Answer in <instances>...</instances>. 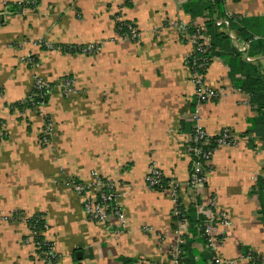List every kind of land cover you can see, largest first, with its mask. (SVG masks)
Instances as JSON below:
<instances>
[{"label": "crops", "instance_id": "1", "mask_svg": "<svg viewBox=\"0 0 264 264\" xmlns=\"http://www.w3.org/2000/svg\"><path fill=\"white\" fill-rule=\"evenodd\" d=\"M34 1L35 8L21 15L9 5L22 0H0V264L36 259L26 222L6 219L14 212L26 219L44 216V239L58 256L54 264H123L122 258L178 264L170 257L180 240L171 217L174 201L169 192L147 185L153 163L164 178L184 185L183 206L196 203L198 213L213 208L228 214L229 226L214 229L224 235L214 249L218 257L249 264L240 252L245 245L264 264V223L251 194L256 181H264V143L248 132L256 117L249 95L234 88L227 63L217 57L204 78L220 94L195 111L209 135L228 129L236 143L215 150L203 186H187L195 87L186 64L191 45L178 26H202L205 15L185 12L189 0ZM224 10L245 20L255 39H264V0H224ZM115 16L135 26L136 40L116 34ZM51 44L98 49L63 53L46 48ZM27 54L37 58L36 66L22 60ZM64 77L75 81L73 96L57 87ZM36 78L56 84L47 102L39 110H11L27 98ZM46 117L53 136L41 146ZM94 175L113 182L123 226L112 215L106 222L89 220L66 182L91 183ZM193 246L203 249L200 242Z\"/></svg>", "mask_w": 264, "mask_h": 264}, {"label": "built area", "instance_id": "2", "mask_svg": "<svg viewBox=\"0 0 264 264\" xmlns=\"http://www.w3.org/2000/svg\"><path fill=\"white\" fill-rule=\"evenodd\" d=\"M32 3H34L32 0L26 1V4H32ZM33 8L24 7L21 13H25L26 9H33ZM116 21L119 23V22H123L124 20L123 18L119 17V19L118 20L116 19ZM215 24L218 26L220 31L226 32L227 36L233 41L238 51H240L243 54L244 59L247 61H251L252 58L247 55L248 43L242 40H238L236 36L233 35L229 27V20L227 18L224 19L218 18ZM124 26L126 28V31L120 34L121 36L119 37L124 39L136 40L138 38V32L135 26L130 22L124 24ZM178 29L180 30V35L183 41H186L191 45V52L188 54L186 58V64L190 71V79L195 87V92H194L195 107L193 114L190 116L193 122L192 132L190 134L189 140L186 145V152L190 158L193 167L187 179V186H189L190 189L196 191L206 183V176H207L206 173L210 169V162L212 160L215 150L219 146L234 145L236 143V139L228 129L223 130L222 132H220L215 136L209 135L199 123L198 114L195 111L198 105L202 103H206L208 101H212L216 99L220 94V90L218 89L214 90L206 84L204 75L205 72L207 71L208 63L206 60L204 59L201 60L196 55L197 52H203L208 47H210V37L206 33L205 27L203 25L196 26L195 31L192 33L188 32V26L180 25L178 26ZM57 46L58 45L56 44L55 45L51 44L48 45L46 48L56 49L60 51V49ZM97 49L98 47L95 45H86L83 46L82 52L86 54H92L95 53ZM22 60L26 64H30L32 66H36L37 64L36 58L32 54H27L22 58ZM57 86H59L62 89L63 91L62 94L66 97L72 96L76 93L75 81L73 78L64 77L58 82ZM54 87L56 86L40 78H36L34 80L33 88L40 91L38 98L41 99L44 98V96L48 95V93L52 91ZM42 104L43 103L41 104L37 103L35 107H39ZM41 134H43L44 136H49L50 128L45 126L42 129ZM3 137H4L3 129L0 128V141L2 140ZM46 140L47 138L43 137L42 141L45 142ZM146 181H147V185L150 188L162 185V173L158 169L155 163H153L150 166V171ZM67 185L74 192H76V194L80 196L84 213L86 214L89 220L98 223L106 222L108 218L112 215L115 216L123 226L124 213L117 203V194L115 193L114 184L112 181L94 175V179L91 183H83L76 181L75 179H69ZM179 186L180 184L178 182L170 180L169 182H167L166 191L170 193V196L174 201L172 215H174L176 218L175 222L177 224L178 231L180 234V240H179L180 243L183 242L182 237L184 234H186V229H185L186 222L178 218V216L180 215L178 208L179 205L178 196L180 195V189H181V187ZM206 215H207V221L205 222L204 234L207 236L209 246L214 251L216 242L220 241L223 235L222 232L221 235L219 234L220 236H217L215 234L214 229L216 225L219 224L222 228H226L227 226H229L230 221L228 218V214L224 211H216V210L209 211L206 212ZM13 216L15 217L9 215L6 217V219L7 220L17 219V220H23L25 222H27V220L29 219V218L27 219L24 218L22 213ZM42 219H44V216L40 214L34 216V218L31 220L32 223L34 222V224L30 225L29 230L31 234L27 242L29 241L33 242L37 236L44 235V232L48 229V225L45 222V224L41 225L42 231H38V228L36 227V223L40 222ZM41 247L45 249L42 250ZM36 249L39 250V253L36 254V259L33 264H38L41 261L43 264H54V262L58 260V256L53 247V244L46 241L45 239H43L42 244L40 242L38 243ZM178 252L179 250H177V254L175 255L176 263H178L177 261ZM247 259L249 260V258ZM213 262L215 264H234L233 261H225L222 258L218 257L217 255H215V257L213 258Z\"/></svg>", "mask_w": 264, "mask_h": 264}, {"label": "trees", "instance_id": "3", "mask_svg": "<svg viewBox=\"0 0 264 264\" xmlns=\"http://www.w3.org/2000/svg\"><path fill=\"white\" fill-rule=\"evenodd\" d=\"M26 1L27 0H22L20 3L11 4L9 5V8L12 12L20 14L24 7L33 8L36 6V2L34 0H32L34 2L32 4H26ZM183 9L192 16L205 15L206 19L204 20L203 26L205 27L206 33L210 37V47H208L203 52H197L196 55L201 60L204 59L207 61V68L213 57L221 58L227 63L229 67V77L233 82L234 88L249 95L250 105L256 112V117L249 121L250 126L248 132L254 134L255 137L264 143V68L261 64L262 59L264 58V39H255L254 33L249 31L250 28L245 20L237 18L236 16L234 17L227 15L224 10V0H189L186 4H184ZM119 17L120 16H115V29L116 34L121 36L120 34L126 31L124 24L128 23L129 21L123 19V22L118 23L116 19L118 20ZM218 18H227L229 20L230 29L237 31L236 38L248 43L247 55L252 58L251 61L245 60L243 54L238 51L233 41L227 36L226 32L219 30L218 26L215 24ZM195 29L196 26H188V32L190 33L194 32ZM57 47L60 49V52L63 53H83V46L58 45ZM39 94L40 91L32 88L30 94L24 101L10 106V109L21 112L25 111L26 109L33 110V107L36 106L37 103L41 104L47 102L49 98V95L44 96L42 99L38 98ZM194 107L195 100L192 103V108L194 109ZM47 121H49V118H44L45 124H47ZM1 123L2 122L0 121V128H2ZM191 132L192 129L190 134ZM192 169L193 167L190 161L189 174ZM169 181L170 180L164 178L162 174V185L153 187L152 189L160 192L166 191L167 182ZM251 194L257 196L260 206V221L264 223V181L262 179L259 178L256 181V188L252 189ZM178 202V208L180 212L178 218L186 222V234H184L182 237L183 242L178 244V263L215 264L213 262V258L216 254L209 246L207 236L204 234L207 215L197 212L195 206L196 203L183 206L180 200V195L178 196ZM212 211H214L213 208ZM19 213L21 214V212H14L10 215L15 217L13 215ZM36 215L40 214H33L30 218L33 219ZM171 217L173 221H176L174 215H171ZM30 218L26 222L29 229L30 225L34 224ZM42 224H45L44 219L36 223L38 231H42ZM43 239L44 236L39 235L33 241L36 254L39 253V250H36V246H38L39 242L42 244ZM195 242H200L203 247L202 251L194 248L193 244ZM41 249L44 250L45 248L43 249V247H41ZM240 252L243 257L249 258L250 264H263L261 257L248 246L241 245ZM170 257L172 258V255H170ZM121 261L123 264H134L136 260L122 258Z\"/></svg>", "mask_w": 264, "mask_h": 264}, {"label": "rangeland", "instance_id": "4", "mask_svg": "<svg viewBox=\"0 0 264 264\" xmlns=\"http://www.w3.org/2000/svg\"><path fill=\"white\" fill-rule=\"evenodd\" d=\"M34 9V8H33ZM15 14H18V13H15ZM21 15H23V13H20ZM28 65V64H27ZM30 65V64H29ZM28 65V66H29ZM30 67H32V65H30ZM69 78H72V77H69ZM50 83V82H49ZM50 84H53V83H50ZM53 85H56V84H53ZM58 88H60L59 86H57ZM32 88H33V86H32ZM32 90V89H31ZM60 90L62 91V89L60 88ZM51 92V91H50ZM50 92L48 93V95H50ZM63 92V91H62ZM30 94V93H29ZM28 94V95H29ZM73 96V95H72ZM44 103H46V102H44ZM43 103V104H44ZM42 104V105H43ZM41 105V106H42ZM41 106H39V107H33V110H39L40 109V107ZM49 127L50 128V134H49V136H44L43 134H41V131H42V129L44 128V127ZM42 129L40 130V133H39V136H38V139H39V144L41 145V146H48L49 144H50V140H51V138H52V136H53V126H52V123H51V121H50V118H49V121H47V124H45L44 123V126L42 127ZM43 137H46L47 138V140L45 141V142H43L42 140H43ZM69 179H73V178H69ZM66 182H68V181H66ZM180 186H184V185H182V184H180ZM179 186V187H180ZM182 191V188L180 189V192ZM37 250V249H36ZM34 254H35V258H36V252H35V249H34ZM177 254V253H176ZM175 254V255H176ZM174 260H175V256H173L172 257ZM42 262V261H41ZM39 264V263H38ZM43 264V263H42ZM249 264H250V260H249Z\"/></svg>", "mask_w": 264, "mask_h": 264}, {"label": "water", "instance_id": "5", "mask_svg": "<svg viewBox=\"0 0 264 264\" xmlns=\"http://www.w3.org/2000/svg\"><path fill=\"white\" fill-rule=\"evenodd\" d=\"M76 257H79V258L81 257V256H80V252H77V253H76Z\"/></svg>", "mask_w": 264, "mask_h": 264}]
</instances>
